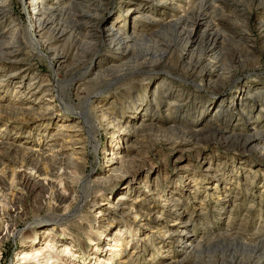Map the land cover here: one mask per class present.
Returning a JSON list of instances; mask_svg holds the SVG:
<instances>
[{"label": "rangeland", "instance_id": "rangeland-1", "mask_svg": "<svg viewBox=\"0 0 264 264\" xmlns=\"http://www.w3.org/2000/svg\"><path fill=\"white\" fill-rule=\"evenodd\" d=\"M43 1L44 5L56 3V0ZM26 2L7 0L6 18L0 22V32L6 33L12 26L17 29L19 42L14 48L21 56L15 62L4 60L0 64V80L3 79L2 70L11 66L18 72L23 69V74L28 73L30 77L39 74L55 81L49 52L38 41L39 48L28 42L34 34L26 15L29 8ZM61 3L65 5L62 12L57 11L50 19L65 36L58 38V34L53 36L47 31L43 37L50 38L48 43L57 53L66 56L55 74L69 88L64 94L59 91L61 99L58 96L54 101L56 108L68 110V114L63 115L71 119L64 122L79 121L76 113L83 111L84 101L93 95L90 107H107L114 116V123L121 121L119 126L122 128L141 123L151 125L136 134L128 127L124 134L115 138H111L115 125L111 120L106 125L103 117L95 123L90 122L95 125L90 131L83 126L63 129L59 139L65 138L55 147L61 143L66 145L68 136L78 129L81 130L83 149L82 156L72 154L76 157L74 164L64 170V177L67 176L77 189L66 188L68 199L58 202L37 168L55 165L58 158L54 154L62 153L59 156L63 157L71 152H49L46 157L40 154L28 157L27 152L32 148H44L42 136L58 134L55 130L64 122L52 121L50 117L43 119L40 112L10 116L9 105L26 103L15 96L16 83L6 88L0 84V142L6 143H0V187L4 179L17 185L21 173L26 172L29 176L23 185H17L20 188L18 194L12 197L10 194V200L0 201L9 208L10 202L18 204L10 221L0 220V264H20L23 260L18 258L24 253L21 250H30L32 238H44L49 230L61 234L62 240L55 243L57 251L52 250L60 261L68 264L69 256L77 250L82 255L80 261L96 264L94 255L81 246L89 244L97 235L101 237L93 227L95 219L102 215L98 216L92 201L102 204L107 195L109 199L117 198L122 190L106 189L114 186L117 178L124 177L132 182L130 173H120L119 166L113 165L111 172L102 167L106 165L104 156H109L107 153L112 151L110 143L113 140L122 151L119 155L127 149L124 154L136 160L126 165H144L136 179V189L123 201L146 207L148 212L155 207L158 214L154 212L161 218L157 224L147 226L138 221L144 215L127 212L122 209V203L118 205L120 211L116 212V218L108 216L103 221L114 219L116 230L121 228V233L113 236L116 230L112 227L107 235V248L115 245L113 238H117L122 249L115 251L112 257H106L111 260H104L102 264H160L169 251L179 259L186 257L185 264H264V151L258 146L248 150L241 148L243 140L238 137L253 126L261 131L258 137L263 139L264 37L259 31L263 28L259 22L264 20V0H62ZM93 5L101 6L110 17L108 25L138 34V40L129 44L128 59L122 65L110 63L108 67L104 66L108 54L105 51L107 38L99 32L102 17L94 15ZM129 6L130 11L126 13ZM144 13L149 18L135 16ZM201 14L219 24L220 33L225 36L224 43L216 46L211 55L206 53L207 36L200 31L205 27L189 37L192 24ZM6 40L0 33L1 43ZM188 42V56H184L183 49ZM208 66L217 67L223 74L216 83L206 80ZM98 69L103 70L101 74H94ZM82 74L86 75L85 81H80L86 84L76 88L74 82ZM103 77L109 82H103ZM58 86L60 84L56 88ZM56 88L54 94L57 96ZM98 88L108 100L96 99L98 95L94 94ZM248 89L251 91L246 94ZM37 98L32 96L30 99L37 104ZM83 124L81 121L80 125ZM93 134L95 143L89 137ZM125 135L132 138V142L124 139ZM184 142L188 145L180 154L174 147ZM9 144L16 146L13 148ZM179 155H182L181 159H178ZM80 157L83 160H79ZM205 162L218 171L206 172ZM187 165L190 170L181 174V168ZM105 175L106 182L97 180L95 183L109 182L106 186L94 184V179ZM87 179L90 183H84ZM122 184L116 185L120 188ZM95 187L106 189L102 197L92 193ZM153 188L171 199L164 202L161 197H149ZM182 192L188 196L181 198L185 202L183 205L178 201ZM182 211L189 220L188 235L199 240L196 250L188 257L179 251L176 242L158 243V236L166 229L164 226L170 225L173 217ZM103 231L106 233L107 230ZM72 238L76 239V244L71 243ZM67 242L71 249L61 253ZM34 247L41 249L42 246ZM106 253L111 252L104 251L102 258ZM22 264L34 263L26 261Z\"/></svg>", "mask_w": 264, "mask_h": 264}, {"label": "bare ground", "instance_id": "bare-ground-1", "mask_svg": "<svg viewBox=\"0 0 264 264\" xmlns=\"http://www.w3.org/2000/svg\"><path fill=\"white\" fill-rule=\"evenodd\" d=\"M26 1H27L26 2L27 6L29 7L27 9L26 15H27L28 21L30 23V28L34 34L33 36L30 37V40H28V42L31 43L33 46L39 48L38 43L36 44V42L38 41L39 44H42L43 47L45 48V50H47V52H49L50 60H52L54 62V63H51L52 61H50V64H52L53 67H51L50 65L49 66H50L51 70L54 71L51 74L53 75V77L56 80L53 81V79H51L50 77H47V76L42 77V76H39V74H34L32 77H30L28 73L23 74V69H20L19 72H21V73H19L15 67H11V66H9L7 70H6L7 67L4 68L2 70V72L4 73L2 75L3 79L0 80V81H2V83H0V84L3 85V88L4 87L6 88L8 86H11L13 83H16V86H14L15 87L14 88V94H15V96H18L21 99H23L26 103L25 105L23 104L20 106L9 105L8 109H9V111H11L10 116H12L14 114H23V113L32 114L34 112H40V113H42L41 117H44L43 119H48L50 117V120H52V121H54V119H56V120H59L62 122H64V121L68 122L71 118L68 115H63L65 113L68 114V110H65L66 109L65 107H63V110L56 108V105L54 103L55 98H57L58 96H59V100L61 99L62 95H60L59 91H61L64 94L67 92V90L69 88L68 84L66 82L63 83L62 81H60L58 76H56V74H55L57 72V68H60V65L62 63H64L66 56L61 55L60 53H57L56 49L53 48L48 43V40L50 38H47V37L44 38L43 37L47 31H51L53 36L58 34V38H62L63 36H65L63 31H59L58 27H54L52 19H50L52 17V15H54L57 11L60 10L62 12V9H64L65 5H63L61 3L62 0H56L55 4L47 3V5H44L43 0H42L43 3L40 0H26ZM6 3H7V0H0V22H4L5 18H6V15H5V9H6V5H7ZM129 8H131V7L129 6L126 9V13L130 11ZM93 9H94V15H100V17H102V19H101L102 22L100 23L101 28L99 29V32L104 34V35H102L103 37L105 36L107 38V39H105V43H106L105 44V49H106L105 51L109 55L107 54V56H105V59H104L105 65L104 66L108 67L109 65H111L110 63L122 65L128 59L127 55H128L129 44H134L138 40L137 39L138 34H135V32L128 33L127 31H124V29H122L121 27L114 28L111 25H108V20L110 17L105 15L103 9H101V6L93 5ZM135 16L140 18V19L149 18L146 13L135 15ZM259 23H260L261 27H263L261 29L259 28V31L261 33H263V37H264V20H261ZM13 27L14 26H12V28L8 29V32H6V33L0 32L1 36L3 37V40L7 39L3 43H1L2 41H0V64L4 63L3 62L4 60L7 62H12V61L15 62V61H17L19 56H21V53H19L14 48L15 47L14 44L19 42V37H18L17 29L13 28ZM202 27H205V28L201 29ZM62 30H64V29H62ZM199 30L202 31L203 34H206V36H207L208 47L206 48V53L208 55H211V53L214 51L216 46L222 45L224 43L225 36H224V34L220 33L221 28L219 27V24L214 23V21H212L209 18L207 19L206 15H204V14L199 15V17L192 24V28L189 32V37L190 36L193 37V36L197 35ZM189 43L190 42L185 43L183 52L184 53L186 52V53L184 56H188L187 48L189 46ZM241 49H243L244 51H247L243 47H241ZM263 49H264V39H263ZM11 59H14V60H11ZM112 66H114V65H112ZM90 67L91 66L89 65V68ZM101 71H103V70L98 69V71H96L94 74L100 75ZM222 75L223 74L215 66H212V67L208 66L206 69V72H205V77H206V80L208 81V83H210V82L216 83L218 78L221 79ZM85 77H86V75L82 74V76L74 82V85L76 86V88H79L80 86L86 84V82L80 81V80H84ZM150 80H154V79H149L148 81H150ZM104 81L109 82V80H105V77H103V82ZM110 81L113 82L114 80L111 79ZM59 84H60V86H58V88H56V86ZM55 88L57 89V94H58L57 96L54 94ZM155 88H156V86H155ZM249 91H251V89H248L246 94H248ZM101 92H102V89H100V88H98L96 90V92L94 94V95H98V97H96V99L98 98L102 102L105 100H108V98L105 97L106 95L102 96L100 94ZM74 95H76L75 88H74ZM32 96H38L37 104H34L32 99H30ZM92 97H94V96L93 95L89 96L84 101L85 104L83 106V111H79V113H76L77 114L76 120H79V121H73L74 122L73 124L64 122L63 125H59L57 130H55V131H59V132H57L58 134L54 133V134H51V136H47V135L42 136L41 139H42L43 145H46V146H44V148H42L41 150L32 148L27 152L28 157H30L34 154H40V155H42V157H46V156H49V152H61L63 150H67V151L71 152V153H69V155H65L63 157L59 156L60 154L62 155V153L54 154L58 158V161L55 163V165H46V167H41V169L37 168V172L39 173V175L45 176V179L47 180V183H46L47 187L50 189L53 198L58 202H63V201L68 199V197H67L68 193H67V191H65L66 188L71 189V190L77 189L76 185H74L72 182H70L67 179V176L64 177V170L68 167L69 164H72L73 159L76 158V157L74 158L72 154H76V155L82 154L83 141L81 140L80 135H79V133H80L79 131H81V130H78V129L82 128V126H83V127L87 128V131H90L91 129H93L95 127V125H93L90 122L95 123L96 121H98L99 117H103L104 119H102V121H104L106 125L109 124L110 120L113 123V126L115 125L116 128H115V131H113V133H115L116 135L113 133L111 135V138H115V137H118V136L124 134V131L128 127H132L129 131L132 133L135 132V134H136V133H139L141 129L146 128V127L151 125V124H145L144 125V123L143 124L139 123L140 125L135 126V127L130 126V125H125L122 128L121 126H119V123H121V121L119 123H116V124L114 123V116H113L111 111H108L107 107L101 108L100 106H98L97 109H93L90 107ZM78 98L82 99V97H80V96H78ZM115 98H117V97H115ZM213 101H215V100H212V102ZM216 101H217V99H216ZM0 112H1V110H0ZM81 121H83L85 125L84 124L80 125ZM73 127L74 128L78 127V129L73 131V135L71 137L68 136L69 139L65 142L66 145L61 143L59 145V147L56 148L55 147L56 143L59 140L62 141V139L65 138V136H64V137H62V139H59L60 135H62V130L63 129H72ZM258 131H259L258 129H255V127L251 126L249 130L243 131L240 134H238V137L242 138V140H243L242 141L243 147H241V148L248 150V149H252V146H258V147H260L261 151H264V131H263V135H262L263 139H260L258 137V134L261 132V131L260 132H258ZM89 137H90L92 142H94V143L96 142L94 139V134L89 135ZM190 137H193V135H190ZM126 138H128V137L125 135L124 139H126ZM130 139H132V138H128L129 142H132V140H130ZM0 143L6 144L3 142H0ZM186 145H188L187 142L180 143V144L175 145L174 149L181 154L182 148H185L184 146H186ZM9 146L14 148L16 145L9 144ZM111 146H112V149H110V150H112V151L107 153V155L109 154V156H104V163L106 165H102V167L104 168V170L108 168L107 170H109L111 172V170H113V165H117V166H119V168L122 169V170H120V173L123 172L124 175H128L130 173L129 177H131L132 182L130 180H126V178H124V177L117 178V183H123L121 185V187L119 185L120 188H118V185H116L117 183L112 187L106 188L107 190H110L112 188L113 189L116 188L117 191L122 190L121 194L117 198H115V199L110 198L109 199L108 195H107L106 196L107 198L105 197L106 198L105 203L103 202L102 204H99L98 201H95V200L92 201V205H93L92 207L95 206L98 209V211H97L98 216L102 215V216H99V219H97V220L95 219L96 225L93 227V230H96V232L98 234H101V237H100V235H97V236L94 235V236H96L95 239L92 238L90 240L89 244L84 243L86 245L81 244L80 239H79V245L81 244V246L84 247L85 251L89 250L94 255L93 259H94V261H96V264H102V263H104V260H111V258H106V257H108V256L112 257L115 254V251L121 252L122 248L119 247L121 245L120 239L113 238L116 242H115V245H113L111 248H107V245H106V241L108 239L107 235H109L110 231L113 230L116 226V222L113 221L114 219L113 220H109V219L112 217H115L116 212L120 211V209L118 208V205H120L122 203L121 207L125 211H127V212H129V211L133 212L134 211L136 213V215H144L143 218L141 220H138V221L144 222V224L147 226H150V225L153 226L154 224H157L161 218L159 215H156L155 212H157V214H158V211H155V207L153 209H151L150 212H148L149 210H147L146 207L144 208V207L135 206L132 204L129 205L127 203V201H123V200H126V198L128 197L127 195L129 193H132V190L136 189L135 187H136V185H138L136 182L137 181L136 179L141 174L142 169H144V165H126V164H131L133 162H136V160L133 161V157L131 155H129V154L125 155L124 154V152L127 151V149L123 152V155L122 154L119 155L120 153H122V151H120L119 147L116 146V142H114V140L110 143V147ZM93 147H91V148H93ZM94 148H93V150H94ZM104 153H105L104 155H106V152H104ZM181 157H182V155H179L178 159H181ZM78 159L83 160V157H80ZM131 161H133V162H131ZM128 162H130V163H128ZM65 163L67 165H64ZM205 164H206V162L203 165L204 170L206 172L213 171L214 173H216L218 171V169H216L215 167L214 168L211 167L208 162L206 165ZM4 165H6V164H4ZM182 165L183 164H181L180 166H182ZM155 169H156V167H155ZM181 169H183L181 171V174H184L183 172H187L190 170V166L187 165L186 167L181 168ZM105 171H104V173H105ZM105 177H107V176L105 175L103 177H101V176L97 177L96 179H94V184L106 186L109 182L104 183V184L95 183V182H97V180H103V182H106L104 180H107L108 178H105ZM28 178H29V176L26 172L21 173L20 178H19L20 181L17 185H23L24 182ZM87 182H89L88 179L84 183H87ZM17 185H14L12 182H9L6 179H4L3 186L0 187V201L4 202L7 199L10 200V197H8V196H10V194H11V197L18 194L20 188L17 187ZM104 189L105 188L95 187V190L94 191L91 190V191H93L92 193L96 194V196L98 193L100 195V197H102V195L106 191V189L105 190ZM150 191L151 192L149 194V197H153V196L161 197L164 200V202H168L171 199L170 196L163 195L164 193L160 194V192H158V189H156V188H153ZM186 192H187V190H186ZM185 195H187V193L182 192V194L179 195V197H178L179 198L178 201L182 205L185 204V202L183 199L181 200V198L184 197ZM174 200H177V199H174ZM10 204H11V207L9 208L8 205H2L0 203V218H1L0 220L10 221L11 218L14 217L18 204L16 202H12V203L10 202ZM12 208H14V209H12ZM142 209L144 210L143 212L141 211ZM184 211H185V209H184ZM108 216L110 218L107 220V222L103 221V218L108 217ZM172 220H173V222L170 225L164 226L166 229L163 231V234H160L158 236L160 239L158 241V243H160V244L161 243L173 244L176 242V243H178L179 251L184 252V254L187 255V257H188L194 250H196V246L199 244V240L197 238L194 239L188 235L189 231L187 228V224H188L189 220L186 218V214L183 213V211L177 213L176 216H174ZM90 225L91 224H89V226ZM112 227H113V229H112ZM104 229L107 230L106 233H104V231H103ZM0 230H1V228H0ZM115 230H116V228H115ZM119 230L121 231V228L116 230L115 232H113L112 235L113 236L119 235V233H121ZM51 231L52 230H49L50 234L47 233L44 238H39V239L36 237L32 238L33 240H31V242L29 243L31 249L29 250V248H28L27 250H25V248H23L21 250V252L24 251V253L21 256H19V258H18V260H23L20 262V264L25 263L26 261L33 262L34 264H65L63 261H60V259L57 257V255L53 254V251H52L54 249H55V251H57L55 243H56V241L62 240L61 234L55 233L56 234L55 235L54 231H52L53 233H51ZM91 233H92V231H91ZM129 234H130V232H129ZM94 236H92V237H94ZM130 236H132V235L130 234ZM169 239H170V241L172 240V242H168L167 240H169ZM70 241H71V243H75V244L77 243L76 239H73V238ZM40 244L43 248L41 247V249H40L39 247H34V246H36V245L38 246ZM63 247H64L63 251L60 250V252L61 253L65 252V251L68 252V250L71 249L70 248V242L65 243L63 245ZM105 247L107 248V250ZM108 250L111 253L109 255H108V253H106L104 258H102L101 255H103L104 251L106 252ZM167 252H168V250H167ZM133 253H134V250H132L131 255H133ZM100 258H102V260H103L102 262L100 261ZM68 259H70V262H68V264H77L78 262L80 264H88L87 262L84 263L83 261H80L82 259V255L77 250H75L74 253L71 255V257L69 256ZM162 259L163 260H161L160 264H185V262H186L185 261L186 257L179 259L173 253L170 254V251L166 255H164L162 257ZM75 262H77V263H75ZM106 264H107V262H106Z\"/></svg>", "mask_w": 264, "mask_h": 264}]
</instances>
